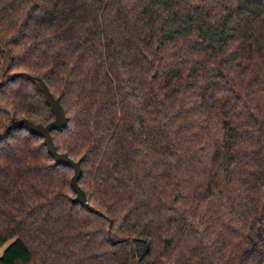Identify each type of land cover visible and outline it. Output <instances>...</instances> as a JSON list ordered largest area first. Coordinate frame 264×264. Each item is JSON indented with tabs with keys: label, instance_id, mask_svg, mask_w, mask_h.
I'll return each instance as SVG.
<instances>
[{
	"label": "trees",
	"instance_id": "trees-1",
	"mask_svg": "<svg viewBox=\"0 0 264 264\" xmlns=\"http://www.w3.org/2000/svg\"><path fill=\"white\" fill-rule=\"evenodd\" d=\"M263 262L264 0H0V264Z\"/></svg>",
	"mask_w": 264,
	"mask_h": 264
},
{
	"label": "water",
	"instance_id": "water-1",
	"mask_svg": "<svg viewBox=\"0 0 264 264\" xmlns=\"http://www.w3.org/2000/svg\"><path fill=\"white\" fill-rule=\"evenodd\" d=\"M34 81L38 91L43 94L46 104L50 107V110L54 115V120L47 125H43L36 124L27 119H22L17 125H25L29 132L44 139V145L46 146L49 155L54 159L56 165L60 164L73 169L74 173L71 178V187L76 194L73 201L85 206L87 205V196L79 185V180L82 176L81 163L80 161L72 160L65 153H59L52 138V131H61L67 127L68 118L65 115L60 100L54 97L47 85L40 78H34Z\"/></svg>",
	"mask_w": 264,
	"mask_h": 264
},
{
	"label": "rangeland",
	"instance_id": "rangeland-1",
	"mask_svg": "<svg viewBox=\"0 0 264 264\" xmlns=\"http://www.w3.org/2000/svg\"><path fill=\"white\" fill-rule=\"evenodd\" d=\"M262 264H264V262Z\"/></svg>",
	"mask_w": 264,
	"mask_h": 264
}]
</instances>
